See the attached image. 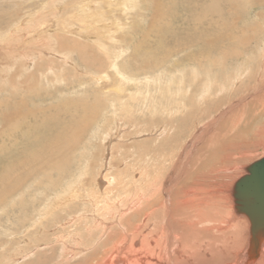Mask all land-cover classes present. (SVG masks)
Masks as SVG:
<instances>
[{"label":"bare ground","instance_id":"6f19581e","mask_svg":"<svg viewBox=\"0 0 264 264\" xmlns=\"http://www.w3.org/2000/svg\"><path fill=\"white\" fill-rule=\"evenodd\" d=\"M83 1L85 2V0ZM80 2H73L77 7L76 9L79 10L78 14L76 13L77 16L75 14L76 18L74 17L75 19L73 20L78 23L83 22L80 26L86 27L85 32L79 28L71 27V25L68 24L69 22H64V20L63 22H59L60 18L57 19V15L55 13L56 17H52V19L54 18L55 20L53 21L61 27L60 30L58 29V33L57 29L55 30L56 32L54 31L56 34L54 35L58 38H56V41L58 42L57 45L60 49L57 52V55H59L58 57L52 45V22L50 18L52 11H50V0H0V75L6 76L4 84L10 81L9 85L12 87V90H15L17 87H25L26 90L30 88V90H28V94L32 95L34 91L31 88L33 87L31 80L35 81V78H37V82L46 81L48 83V76L56 73L55 69L57 67L59 68L60 65H70L72 62L75 63L72 58L74 54H71V52L74 50L79 51L81 54L82 64H85L86 67L84 65L79 66L83 69L85 68L84 71L93 74L95 71L98 72L97 70H104L100 72L102 75L99 74L96 77L91 76L92 82L93 78L98 79L96 82L97 87L102 91L100 93L104 98L103 103L106 102V106L104 105L106 108L104 110L107 109L110 113H112L114 118H111V120L109 119L110 122L118 128L120 127L121 130L120 131L118 129L119 132L113 131L110 133L111 129L109 128V130H106L108 132L105 131L110 139L109 142V139H107L109 146L105 149V154L109 155L108 151L111 148L110 142H112L111 139L113 136H116L114 139L117 138V141L123 140L125 143H129L128 137L126 136L125 138L124 135L122 136V133L131 129L129 126H133V124H125L124 126V124L121 123L122 121L118 116V113H120L118 112V107L119 109L125 108L122 111L125 112L126 117H132L134 110L131 107L126 110L127 103L129 102L128 100L137 102L143 91L141 92V88L136 89L134 92H129V90L125 89L126 85H130L133 81L130 76L128 77L125 73H123L124 68L118 65L119 58L123 57V50L116 53L115 56L114 54L113 56L111 55V50H109L111 54L108 52V47L105 44L107 42L102 40L103 37H100L102 35L99 31L100 27L97 25L99 24L97 15L92 13L91 9H89V7H91L89 5V1L88 3H86V1L83 4ZM63 3L59 1L58 4H55L59 9L61 8V4L64 6ZM72 8H74L73 5ZM210 11L213 12L214 10ZM62 12L63 11H61V13ZM58 13H60V11ZM219 14L222 16L220 12ZM61 18L64 19V17ZM107 33L109 32L107 31ZM107 36L110 37L109 35ZM82 40H86L89 43H83L81 42ZM222 42L223 40L221 38L218 40L215 39V41L208 40L207 43L204 41L202 44L205 43L212 46L215 44L220 45ZM116 47L117 46L114 48L116 49ZM115 49L113 51H115ZM184 50L185 49H183V51ZM140 57L141 56L137 55V59ZM51 58H55L58 61L55 59L52 60ZM129 61H132V59H129L128 62ZM135 62L139 65L138 60H135ZM133 67L137 68L136 65ZM140 67L144 71L148 69V67L150 68L151 65L145 63V66L142 65ZM105 69H109L110 73L107 74ZM8 76L20 78L24 76L26 78H24L21 82L15 81L17 84L12 85L13 79H7ZM81 78L82 77L80 76V79ZM112 78H115L117 81L116 82L114 80L117 91H114L115 89L112 90L111 88L115 87L112 86L110 88L112 91L107 92L110 87L108 81ZM172 80L175 79L172 78ZM227 80L228 77L226 76V79L223 81L224 84L220 85L217 83V88L220 89V91H217L218 95L216 94L213 97L217 98L219 96L220 98L214 103L208 102L209 105H207V108L204 111L201 109L202 112L200 109L196 108L194 101L196 100L197 103H203L206 101L209 97V91L212 85L204 83L201 89L198 88L199 90H192L193 88L190 89L189 87L190 91L192 90L191 95L188 94V91H184L186 95L180 96L179 101L177 100L179 98L177 96L178 98L175 99L177 101L173 103L171 102L172 105H174L172 106L173 109L171 115H176L175 113L181 109V112L183 111L185 114L184 119H182L184 122L188 121V119H192L195 114L198 117H202V115L207 114L210 109L217 108L218 105L223 104L227 99V96H222L223 92L226 90L227 83L225 81ZM100 81H103L101 82L103 83L102 85H100ZM183 81L184 80H182V82ZM232 81L235 82V84L236 82H240L237 78H232L230 82L233 83ZM182 82H179V84H182ZM160 83L159 85H161ZM192 84L194 85L197 83ZM166 87L168 86H165V88ZM155 88L156 90L158 89V87ZM259 88L260 89H257V92H254V97L246 96L245 102L243 100L244 97L240 99L243 100V105L233 107L226 113L224 112L219 115L224 116L223 119L227 118V120L236 121L238 117H243V114L241 112H237L236 110H240V108L242 109L243 107L249 105L250 102H254V109L258 108V106H262L264 103V101H262L263 96L259 95V93L264 90V86ZM243 89L239 88L238 91H233L228 100L231 99V101H229L233 102L232 100L235 96H239L238 94L243 93ZM151 90H153V88ZM37 91L39 93L43 90ZM173 91L175 92V90ZM176 91L178 92L181 90H179L178 87V90ZM44 93L46 95L40 92L39 96L41 98H45L50 94L49 92L47 95L45 90ZM168 93L171 95V92L168 91ZM175 94H173L174 97H176ZM179 94L181 95L182 92H179ZM173 95L171 96L173 97ZM97 96L99 97L98 94ZM97 96L94 94V98ZM98 97L96 99L97 103L101 102V97ZM186 100L188 103L190 100L191 102L187 105ZM10 101L11 99L2 101L0 106L2 105L8 107ZM81 102L79 100L67 101V99H64L58 106L51 105L45 108L44 111L41 110L40 113L38 112V114H33L31 118L27 117L28 114L26 116L24 111L20 114V116L14 112L15 114L13 116L14 118L16 117L15 119L17 122L13 125L10 124L12 127L9 125L7 129L5 128L2 130L1 134H5L8 137L10 135L12 136V134H17L18 129H20L26 121H30L37 126V122H41L43 124L59 122L60 127L58 126L59 129L57 130V141L59 138H62L65 143L64 146H54L51 144L48 148V154L50 155L47 156V159L40 161L42 163L40 167L37 164H33L35 167H29L27 172L19 173V176H16L13 180L8 181L3 177L6 181L3 183V188L0 193L2 199L10 195L13 191H16V193L21 191L22 188H24L22 183L30 180L29 177H31L32 174L36 175L37 172H40L42 176H47V178L50 179V184H46L44 187H46L45 189H50L52 192L50 197L51 199L49 198V203L44 209L38 210L37 205H33V208L36 209L34 212L36 218H33L32 221H34V223H32L36 230L33 229L34 231L32 230L29 232L30 234H25L26 230L21 231L22 235L18 237L16 236L17 250H15V257L18 258L17 260L15 259L14 263H19L21 259L24 258V261L20 262L21 264H264V234L260 235L256 241H253L252 243L250 219L245 213L241 212L240 209L238 210L236 206L234 188L236 183L243 176L236 182L233 181L234 183L230 184L226 190L221 188V186L216 187L215 185H211L209 183L211 175L214 173L212 168H216L214 170H216L217 173L218 171H223L225 173L233 170L235 171L238 166L242 165L245 160L249 159L252 151H256L257 149L264 147V127L257 128V140L247 143L245 140L237 139L236 137H221V134H219L220 132H217V135L219 134L218 136H213V134L210 135L208 132L209 127L205 129L203 126L204 130L199 129V132L197 135L195 134V137L199 140L205 134H208V136L210 135V137H207L205 142V146L210 144L209 150L206 151L204 146L200 149V152L198 151L199 155H188L190 152L187 150L181 155V157H179L180 160L178 159L179 161L177 164L174 161L177 157L176 152L170 151L168 156L165 155L167 152L165 151V148L162 147L166 144L165 142L162 146L160 145L161 147H156V149H153L152 146L150 148L149 143H147L149 140L144 141L143 144L135 143L132 148L137 145L142 148V154H146L145 157H142V159L144 158L143 162L145 167H142V169H135L131 168L128 164L125 169H119L120 166H118V163H120V160L119 162L114 163L115 168L112 165L115 169L113 173L111 172L113 175L110 173L112 176L110 174H101L102 169L98 170L100 171V175H97L95 178L89 175L91 177H89V181L92 178L93 180L91 181V187L89 184L90 188L86 189V186H88L87 171L82 173V170H80L81 178L78 177L79 179L77 181L75 180V177H72L74 175L70 173L69 177L71 179L64 185V175L67 178L68 174L66 173H68V171L65 167H60L62 161L64 165H68V160L65 159L68 154L66 153V150L72 149L73 147L75 148L82 136L85 134V131L88 132L87 127L90 126L89 121L92 117L88 116V112H86L88 109H86L85 103L81 104ZM94 102H96L95 99ZM61 106H64L65 108ZM12 109L15 108L12 107ZM89 109L91 111V107ZM168 109L167 113H164L166 116L169 114ZM78 111H81L82 113L78 114ZM163 112H166V110ZM232 112L233 114L230 115ZM45 114H48V116H45ZM39 115L43 116L41 117ZM0 116L3 117V120L10 121L11 117L7 114L0 113ZM152 118L147 120L144 119L147 127L150 123L152 124L157 122ZM163 118H165V116ZM95 120H99V118ZM163 121L164 125L162 126L169 128L177 122L173 119V117L166 120L164 119ZM215 121L217 120L215 119ZM219 121L222 122L223 120L219 119L218 122ZM27 123H25V126ZM210 123L209 125H211ZM53 125L54 124H52V126ZM143 125H141V128H143ZM126 127H128V129H126ZM150 130H146V132H149ZM94 131L96 130L94 129ZM172 136L173 135H171L170 139H172ZM152 138H156V136ZM102 139L104 141L106 140V137ZM154 140L156 141V139ZM4 145L6 146V144ZM113 148L115 147L113 146ZM113 150L115 151V149ZM116 150V153H118L120 149ZM202 150L204 151L202 152ZM105 154H103V158H105ZM113 154L115 153L113 152ZM120 154L121 153L119 152L117 155L120 156ZM196 155L199 157L198 160L196 159ZM202 155L204 157L206 156V159H203L204 157H202ZM165 157L167 159L169 157L171 161V165L169 164L168 167H166L167 165L164 166V164L167 163ZM34 161L39 163L38 159H34ZM123 161L124 164L127 162L125 158ZM148 161L150 164L162 161L161 163L163 165L157 162L160 166L151 167L149 166ZM199 161L200 164H198ZM24 164L22 162L20 163V165ZM140 164L142 165V162ZM93 175L95 176V174ZM56 176L58 179H55ZM74 180L76 183H74ZM79 186L83 188L79 190ZM126 187H130L132 190L128 191ZM36 198L37 195L33 197V199ZM88 208H90V210H87ZM22 211L23 208H21V214ZM20 219L23 221L26 220L24 217H20ZM16 230H18V228ZM71 239L73 240V246L68 243ZM18 245L26 246L18 249ZM58 250L61 251L60 254H57ZM78 259H83V262H75Z\"/></svg>","mask_w":264,"mask_h":264},{"label":"rangeland","instance_id":"374dc122","mask_svg":"<svg viewBox=\"0 0 264 264\" xmlns=\"http://www.w3.org/2000/svg\"><path fill=\"white\" fill-rule=\"evenodd\" d=\"M59 1L62 3L64 1L63 3L64 6H62L61 4L62 9L61 8L58 9L56 7L55 3L58 4ZM88 1H89V5L91 6L89 7V9H91L92 13L97 15L99 22V24L97 25H99L100 27L99 31L101 32L102 35L100 37L101 38L103 37L102 40L107 42L105 44L108 47V52L109 50H111L110 52L112 54L110 52L109 53L112 56L113 54L115 56L116 53L123 50L122 51L123 57L119 58L120 61L118 60V65L124 68L123 73H125L126 76L128 77L130 76L133 81L131 82L130 85H126L125 89L129 90V92H134L136 91V89L141 88L140 89L141 92L143 91L141 95L142 97L140 96L139 99L137 100L138 103L133 102L131 100H128L130 103L127 101L128 103L126 106V110H128L129 107H131L134 110L132 117H126L125 112L122 111L125 108L119 109L118 107L119 110L118 112L120 113L118 112L117 113L122 121L121 123L124 124V126L125 124L126 125L133 124V126H129L131 129H128V127H126V129L128 130L125 133H122V136L124 135L125 138L126 136L128 137L129 143H125L123 140L117 141V138L114 139L116 136H113V138L111 139L112 142H110L111 148L108 151L109 155L105 154L106 153L105 149L107 148V146H109L108 142L110 141L105 131L107 129L109 130L110 128L111 129L110 133L113 131L119 132L120 127L118 128L116 125H113V123L110 122L111 118L114 117L112 116V113H110L109 110L107 109L104 110L106 108L104 107V105L106 106L105 104L106 102L103 103L104 98L101 96L100 93L102 91L97 87L96 82L98 81V79L93 78V82H92L91 76L96 77L99 74L102 75V73L100 72L104 70H97L99 73L95 71L93 74L84 71L85 68L83 69L81 66H79V65L85 66V64H82L81 54L79 51H75V50L73 52L70 51L71 54L72 53L74 54L72 58L75 63L72 62L70 65H63V66L60 65L61 67L60 66L59 68L57 67L55 69L56 73H53L52 75L48 76L49 78L48 83L46 81L37 82V78H35L36 79L35 81L31 80V84L33 86L31 88L34 91L32 95L28 94V90H30V88L26 90L25 87H17L15 90H12V87L9 85L10 81L4 84L6 80V76L0 75V103L2 101L11 99L8 107L2 105L0 106V113H5L9 117H11L9 121V120H3V117L0 116V136H1L0 137V180H1L0 193H1V189L3 188V183L6 181V179L8 181L13 180V178L19 176V173L27 172L28 168L33 166V164H37L40 167L42 165L40 161L47 159V156L50 155L48 154L49 153L48 148L51 144L54 146L65 145V143L63 142L64 140L62 138H59V140L57 141V134H58L57 130L60 127L59 122H55V123L51 122L50 124L49 123L43 124L41 122H37L39 126L38 127L37 125H34L32 122L26 121L23 123L22 125L23 127L21 126V128L18 129L17 134H12V136L10 135L11 137L10 136L7 137V135L1 134L2 130L5 128L7 129V127L10 124L13 125L15 124V122H17L15 119L16 117L14 118L13 116L15 113L19 114L20 116V114H22L24 111V114L26 116L28 114L27 117L31 118L33 114L35 113L38 114V112L40 113L41 110L44 111L45 108L51 105L58 106L59 103L62 102L64 99H67V101H71V100L72 101L79 100L80 102L82 101L81 104L85 103L86 105L85 107L86 109H88V111H86L88 112L87 113L88 116L92 117V119L90 118L92 121L91 120L89 121L90 126L87 127L88 132L85 131V134L82 136V138L80 139L79 143L75 146V148L73 147L72 149H68V150H66L67 148L64 149L67 151L66 153H68L67 157L65 158L68 160V165H64L63 161L61 162L60 165V167L62 168L65 167L68 171V173H66L68 174V177L66 178L64 175V185L68 180L71 179L69 177L70 173L74 175L72 177H75L76 181L79 178H81L80 170H82V173L87 171L88 174L87 175L88 186H86V189H88L91 187V181L93 180L92 178L89 181V179L91 178L90 176H93L95 178L97 175H100V171L98 170L101 169H102L101 174L103 175L110 174L111 172L113 173V171L115 170L114 163H117L120 160H121L120 163H118L119 165L117 164L118 166H120L119 169L122 168L125 169V167H127L128 164L131 168L142 169V167H145L143 162L144 158L142 159V157H145L146 154L145 153L142 154L143 150L139 146L136 145L134 148L132 147L135 143L143 144L144 141L147 140L150 141V142L147 141V143H149L150 148L152 146L153 149H156V147L158 148L161 147L165 142L166 144L162 146L165 148V151L167 152L165 153V155L168 156V153H170V151L176 152L177 157L176 160H174L176 164L180 160L179 157H181V155L185 153L187 150L190 152L188 153V155L191 154L199 155L200 149H202L205 146L207 137H210V135L212 134L213 136H216L217 132H220L219 134H221V137H228V136L236 137L237 139L245 140L247 143H251L254 142V140H257L256 139L258 137L256 135L257 128L264 127V103L262 106H258V108L255 109L253 108L255 107V104H253L254 102H250L249 105L243 107L242 109L239 107L240 110L238 109L236 111L241 112L243 114V117L241 118L238 117L236 121L234 120L230 121L229 119L227 120V118L223 119L224 116H220V115L224 112L226 113L227 111L231 110L233 107L243 105L242 101L244 100L245 102L246 96L254 97L255 94L254 92H257V89L258 90L260 89L259 87L264 86V0H137L138 2L136 0H94V1L85 0L86 3H88ZM73 2L75 3L80 2L81 4L85 3L83 0H50V4H51L50 11H52L50 15L52 22L51 37H52L53 49L56 51V55L60 49L57 45L58 42L56 41L57 37L55 36L56 35L55 30L57 29V33H58L61 27H59L57 23L54 22L55 21L54 18L52 19V17H54L55 14L57 15V19L60 18L59 22H63L64 20V22H69L68 24L71 25V27L79 28L81 30H84V32L86 31L85 26L82 27L80 26V24L82 25L83 22L78 23L75 20H73L76 18L79 12V10L76 9L77 7ZM72 5L74 8H72ZM210 10H214V11L211 12ZM59 11L60 13H58ZM61 11L63 12L61 13ZM219 12L221 13L222 16H220ZM60 16L64 17V19H62ZM107 31L109 33H107ZM107 35H109L112 38L108 37ZM221 38L223 42L222 44L220 43V45L215 43H214L215 45L212 46L207 45L205 43L202 44V42L204 41H206L207 43L208 40L215 41V39L218 40ZM81 42L89 43L86 40H82ZM114 45L117 46L118 48L116 47L115 49ZM114 49L115 51H113ZM183 49L185 50L183 51ZM137 55L141 57L137 59ZM57 56L59 57V55ZM60 57L62 58L61 55ZM51 59L54 60L55 58H51ZM129 59H132V61H129L130 63L128 62ZM135 60L136 61L138 60L139 65L136 64ZM145 63L151 65V67L150 68L148 67V69L143 71L140 66L142 65L145 66ZM135 65L139 69H137L136 67L134 68L133 66ZM72 66H76L77 68ZM105 72L107 74L110 73L109 69H105ZM87 73L90 75H88ZM80 76L82 77L81 78L82 80L80 79ZM226 76L228 77L227 80L228 82L225 81L227 83V86L225 92H223L222 94L223 97L227 96L226 101L228 100V98H230L229 96L233 93V91H238L239 88L242 89L244 88L243 93L238 94L239 96H235L234 99L232 100L233 102H230L231 99H229L230 101L228 100L227 102L224 101V103L221 102L223 104L218 106L216 105L217 108L210 109L209 112H207V114L202 115V117H198L195 114L192 119L190 120L188 119V121H184V122L182 121V119H184L185 114L183 111H182L183 113L181 112V109L177 113H175L176 115L174 114L171 115L173 109L172 106H174L172 105V103L176 102L177 100L179 101L180 96L186 95L185 92L187 91L188 94L191 95L192 90L198 88L201 89L204 83H209L210 85H212V87L209 91V97L206 99V101H204L203 103H197L196 100L194 101V105L196 106V108L200 110L202 109L204 111L207 108V105H209V103L211 102L214 103L220 98L219 96L217 98L213 96H215L216 94L218 95L217 91H220V89L217 88L218 84L220 85L224 84L223 81L226 79ZM24 78L26 77L24 76L21 78L13 77V76L7 77V79L9 80L13 79L12 85H16L17 83L15 81L21 82ZM172 78L175 79L176 81L172 80ZM232 78H237L240 82H236L235 84V82L232 81L233 83H231L230 81ZM114 80L116 81L115 78L114 79L112 78L110 80L112 82L108 81L110 87L108 88V91L106 90L107 92H110L114 89H115L114 91H117ZM182 80L184 81L182 82ZM101 82L103 81H100V85L103 84ZM179 82H182L183 85L181 83L179 84ZM159 83L161 85H159ZM192 83H197L198 85L197 84L193 85ZM153 85L155 87H158V89L161 92L158 89L156 90V88ZM165 86L168 87L165 88ZM178 87L179 90L181 91L177 92L176 90H178ZM189 87L190 89L192 88L193 89L190 91ZM152 88L153 90H151ZM37 90H43L40 92L44 95H46L44 93V90L47 92V95L49 92L50 94L45 98H41L39 96L40 92L38 93ZM173 90H175V92ZM168 91L171 92V95L176 93L175 94L176 97H174V95L172 97L168 93ZM179 92L180 93L182 92V94L180 95ZM94 94L96 96L98 94L99 97H101L100 100L101 102L97 103L96 99L98 96L94 98ZM259 95L263 96L262 101H264V90L261 93H259ZM210 96H211V100H210ZM242 97H244L243 100H240L242 99ZM94 99L96 102H94ZM187 100L186 103L188 105L191 102L192 98L189 101V103ZM100 104L103 106H101ZM135 104L138 105L136 106ZM233 104L234 105L237 104V105L234 106ZM12 107L15 109H12ZM61 107L65 108L64 106ZM90 107H91V111L89 109ZM167 109L169 114H167L166 116V114L164 113H167ZM162 110L163 111L166 110V112H163ZM81 113H82L81 111H78V114ZM48 114H45V116L46 115L48 116ZM232 114L233 112L230 115ZM164 116L165 118H163ZM167 117L168 118L173 117V119L177 121L172 127L170 125L171 128L162 126L164 125L163 120L168 119ZM98 118L99 120H95ZM105 118L106 120L107 119L108 120L106 121ZM149 118H152L157 122H154L152 124L150 123V125L147 127L144 119L147 120ZM214 118L217 121H215ZM219 119H222L223 121L218 122ZM107 122L110 124H108ZM207 122L209 123L211 122L210 123L211 125H209V123ZM25 123H27L26 126ZM52 124L54 125L52 126ZM11 125L10 127H12ZM108 125H110L111 127ZM141 125H143L142 126L143 128H141ZM151 125L153 129L151 128ZM203 126L205 129L209 127L208 132L210 133V135L208 136V134H205L198 140L196 139L195 136L199 132V129L200 130L203 129ZM94 129L96 131H94ZM146 130H150V131L146 132ZM171 135H173L172 139H170ZM122 136L121 138L123 139ZM155 136L156 138H152ZM245 136L248 138H246ZM104 137H106V140L103 141L102 138ZM193 138L197 141H195ZM107 139H109L108 142ZM154 139H156V141ZM4 144H6V146ZM153 145L155 148L153 147ZM209 145L210 144L205 146L206 151L209 150ZM113 146L115 148H113ZM113 149H115V151ZM116 149H120L118 151V153L119 152L121 153L120 156L117 155L118 153H116L117 151ZM203 151L204 150H202V152ZM113 152L115 154H113ZM103 154H105L104 155L105 158H103ZM198 155H196L197 160L199 159V157H197ZM202 157L204 156L202 155ZM263 157H264V147L259 148L256 151H252L249 159L245 160L242 163V165L237 167L235 171L233 170L227 173L223 171L220 172L218 171L217 173L216 170H214L216 168H212V171L214 173H212L209 183L211 185H215L216 187L221 186V188H224L226 190V188L229 187L230 184H233L239 178H241L246 174V170H245L246 167H248L253 162L262 159ZM124 158L127 160L125 164L123 161ZM34 159H38L39 163H36ZM165 159L167 163L164 164V166L167 165L166 167H168L169 164L171 165V161L169 157L168 159L165 157ZM203 159H206V156ZM21 162L23 164L25 162V164L20 165ZM141 162L142 165L144 166L140 164ZM157 162L155 163L153 162L155 165L153 163L150 164L149 162V166L152 167L158 165L160 166V164L163 165L161 163L162 161L159 162L160 164H158ZM198 164H200V161L198 162ZM112 165L114 168L112 167ZM101 166L104 167L102 168ZM33 167H35V165ZM91 173L95 174V176ZM57 176L55 179H58ZM3 177L6 179H3ZM29 179L30 180L26 179L28 181L22 183L24 188H22V190L19 191L18 193H16V191H13L10 195H8L3 199L0 196V264H21L20 262L24 261V258H22L19 263L18 262L14 263L15 259L17 260L18 258L15 257L16 254L15 250H17L16 238L22 235L21 231L26 230L27 232L25 231V234H28L33 229H35L33 226L34 221L32 220L33 218H36L34 213L36 209L33 208V205L34 206L37 205V209L39 210V209H44L45 206L49 203L48 201L49 198L51 197L52 192L50 191V189H45L46 187L44 186L46 184H50L49 181L50 179H48L47 176L46 177L42 176L40 172H37L36 175L32 174V176L29 177ZM75 180L74 183H76ZM79 187H80L79 190L83 188L81 186ZM126 188L128 191L132 190L130 187H126ZM35 195H37V198L33 199ZM21 208H23L22 214H21ZM87 210H90V208H88ZM20 217L22 218L24 217L26 220L23 221L22 219H20ZM22 222L23 223L25 222L27 225L25 223L23 224ZM17 228L18 230H16ZM68 243L72 245L73 240L71 239L70 241H68ZM25 246L26 245L24 246L18 245V249H20V247H25ZM60 252L61 251L58 250L57 254L58 253L60 254ZM13 255L15 258L13 257ZM75 262H83V259H78Z\"/></svg>","mask_w":264,"mask_h":264},{"label":"water","instance_id":"95a60500","mask_svg":"<svg viewBox=\"0 0 264 264\" xmlns=\"http://www.w3.org/2000/svg\"><path fill=\"white\" fill-rule=\"evenodd\" d=\"M246 171L235 185L234 197L237 209L250 219L253 243L264 234V158L249 165Z\"/></svg>","mask_w":264,"mask_h":264}]
</instances>
